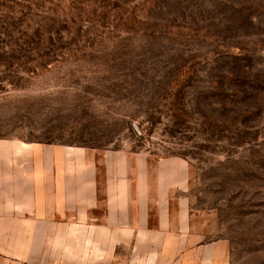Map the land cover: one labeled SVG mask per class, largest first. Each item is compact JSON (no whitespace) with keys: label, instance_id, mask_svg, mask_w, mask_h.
<instances>
[{"label":"rangeland","instance_id":"rangeland-1","mask_svg":"<svg viewBox=\"0 0 264 264\" xmlns=\"http://www.w3.org/2000/svg\"><path fill=\"white\" fill-rule=\"evenodd\" d=\"M1 25L0 139L182 156L195 225L264 264V0H0Z\"/></svg>","mask_w":264,"mask_h":264},{"label":"crops","instance_id":"crops-1","mask_svg":"<svg viewBox=\"0 0 264 264\" xmlns=\"http://www.w3.org/2000/svg\"><path fill=\"white\" fill-rule=\"evenodd\" d=\"M189 189L182 156L0 139V264H227Z\"/></svg>","mask_w":264,"mask_h":264},{"label":"trees","instance_id":"trees-1","mask_svg":"<svg viewBox=\"0 0 264 264\" xmlns=\"http://www.w3.org/2000/svg\"><path fill=\"white\" fill-rule=\"evenodd\" d=\"M7 10H8V9H6V11H7ZM7 12H11V13H13L11 9H9ZM3 13H4V12H2V15H3ZM4 17H6V16H4ZM9 18H10V17H9ZM2 21H3V20H1V22H2ZM10 25H11V23H10ZM2 27H3V25L0 26V29H2ZM1 32H2V31H0V36L2 35Z\"/></svg>","mask_w":264,"mask_h":264}]
</instances>
